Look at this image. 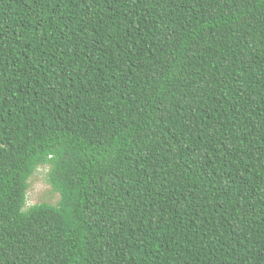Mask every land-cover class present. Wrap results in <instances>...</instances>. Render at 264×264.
Here are the masks:
<instances>
[{
	"label": "trees",
	"instance_id": "obj_1",
	"mask_svg": "<svg viewBox=\"0 0 264 264\" xmlns=\"http://www.w3.org/2000/svg\"><path fill=\"white\" fill-rule=\"evenodd\" d=\"M0 264H264V0H0Z\"/></svg>",
	"mask_w": 264,
	"mask_h": 264
},
{
	"label": "rangeland",
	"instance_id": "obj_2",
	"mask_svg": "<svg viewBox=\"0 0 264 264\" xmlns=\"http://www.w3.org/2000/svg\"><path fill=\"white\" fill-rule=\"evenodd\" d=\"M44 169H39L37 174L30 180V188L28 191V205H34L43 202H54L56 197L49 196V186L45 180Z\"/></svg>",
	"mask_w": 264,
	"mask_h": 264
}]
</instances>
